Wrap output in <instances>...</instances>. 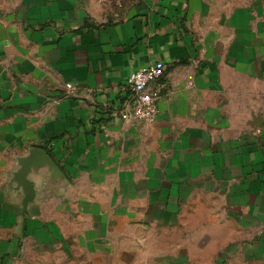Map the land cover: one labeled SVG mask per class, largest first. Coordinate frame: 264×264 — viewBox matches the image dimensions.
<instances>
[{"label":"crops","instance_id":"1","mask_svg":"<svg viewBox=\"0 0 264 264\" xmlns=\"http://www.w3.org/2000/svg\"><path fill=\"white\" fill-rule=\"evenodd\" d=\"M0 264H264V0H0Z\"/></svg>","mask_w":264,"mask_h":264},{"label":"built area","instance_id":"2","mask_svg":"<svg viewBox=\"0 0 264 264\" xmlns=\"http://www.w3.org/2000/svg\"><path fill=\"white\" fill-rule=\"evenodd\" d=\"M163 61L156 60L131 71L122 84L121 103L114 111L125 122L152 123L157 115L156 102L161 97V78L164 75ZM75 88L72 83H66L65 89Z\"/></svg>","mask_w":264,"mask_h":264},{"label":"water","instance_id":"3","mask_svg":"<svg viewBox=\"0 0 264 264\" xmlns=\"http://www.w3.org/2000/svg\"><path fill=\"white\" fill-rule=\"evenodd\" d=\"M31 157L27 159L26 162L23 164V168L19 171L18 174V181L21 185H23L25 192V197L23 199V205L26 206L28 203L32 202L36 198L37 191L34 189L32 182L26 179L30 168L35 167L36 165H40L43 162H47L51 164V161L47 155V153L39 148V147H32L30 148Z\"/></svg>","mask_w":264,"mask_h":264}]
</instances>
